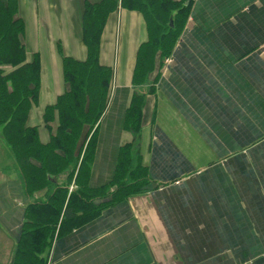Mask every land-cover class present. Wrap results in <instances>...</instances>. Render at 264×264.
<instances>
[{
  "label": "crops",
  "instance_id": "1",
  "mask_svg": "<svg viewBox=\"0 0 264 264\" xmlns=\"http://www.w3.org/2000/svg\"><path fill=\"white\" fill-rule=\"evenodd\" d=\"M100 1L17 0L26 62L36 54L41 76L27 125L37 127L43 145L57 127L56 116L43 124V111L66 91L62 58L86 59L83 9ZM167 1L188 12L173 50L149 78L153 92L135 148L148 189L89 220L79 213L64 222L46 264H264V0ZM146 40L142 12L119 7L108 15L99 63L112 68L113 80L86 191L112 181L122 146L133 141L125 113ZM6 153L0 142V264L12 263L22 228L35 219L31 207L47 204L55 189L67 199L78 190L69 165L26 194Z\"/></svg>",
  "mask_w": 264,
  "mask_h": 264
},
{
  "label": "trees",
  "instance_id": "2",
  "mask_svg": "<svg viewBox=\"0 0 264 264\" xmlns=\"http://www.w3.org/2000/svg\"><path fill=\"white\" fill-rule=\"evenodd\" d=\"M143 13L147 40L137 51L132 74L134 94L125 113V127L133 135L131 144L122 146L112 181L100 190L86 189L89 165L97 141V128L111 95L113 70L99 63L100 36L108 15L118 8ZM173 12V25H169ZM188 6L167 0H101L85 3L81 32L87 56L84 61L62 58L66 91L45 107L43 124L57 118V127L47 144L38 139L37 127L28 126L29 112L37 104L40 67L35 54L26 62L23 44L24 23L16 17L17 0H0V142L8 159L16 165L26 194L51 184L49 178L72 165L78 190L66 198V191L55 189L44 205L31 207L33 220L22 228L11 264H46L56 232L64 222L75 218L89 220L102 207L148 189L147 173L135 151L141 131L145 98L153 92L149 80L156 67L173 50L187 18ZM9 67L8 71L4 67ZM134 151V155L130 154ZM91 191L93 192L91 194ZM88 192V193H87ZM63 215L59 207L65 203ZM81 221V222H83ZM26 225V224H25ZM58 228V229H57Z\"/></svg>",
  "mask_w": 264,
  "mask_h": 264
}]
</instances>
